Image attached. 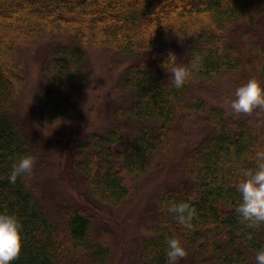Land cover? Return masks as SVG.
<instances>
[{
  "label": "trees",
  "instance_id": "16d2710c",
  "mask_svg": "<svg viewBox=\"0 0 264 264\" xmlns=\"http://www.w3.org/2000/svg\"><path fill=\"white\" fill-rule=\"evenodd\" d=\"M171 42L185 47L183 66L200 58L181 88L172 68L143 60ZM104 50L127 65L116 88L83 107L90 65ZM25 52L39 82L24 108ZM251 78L264 82V0H0V212L15 214L23 234L12 264H117L127 231L114 214L153 177L162 181L139 220L133 262L166 264L177 238L187 250L177 264H257L264 225L249 226L236 208L242 170L264 156V107H230ZM81 122L89 133L59 139L55 159L42 129ZM23 156L35 166L11 183ZM56 165L77 198L54 195L56 174L41 179Z\"/></svg>",
  "mask_w": 264,
  "mask_h": 264
},
{
  "label": "rangeland",
  "instance_id": "374dc122",
  "mask_svg": "<svg viewBox=\"0 0 264 264\" xmlns=\"http://www.w3.org/2000/svg\"><path fill=\"white\" fill-rule=\"evenodd\" d=\"M26 53L27 61L29 62L28 68L26 69L28 76H29V84L27 88V92L23 97V100L20 102L21 107H27V100L29 96L36 90L38 87L39 77L37 75V69L33 65V57H30V53ZM46 56V48L43 45L39 51L37 52V63H41V61ZM96 59V65H90V69H93V73L86 84L85 88L82 91L78 98V102L81 103L83 107H92L96 102H98L99 95H105L109 90H112L114 87L116 88L117 84L119 83L120 77H122L123 67L127 65V62L121 63L114 56L111 55L107 50H104L102 53L97 54L94 57ZM142 58V57H141ZM143 60L146 61V67L155 68L156 66H160L158 63H162V68H174L176 66H183L186 61V51L185 47L180 42H171L170 44L166 45L161 50H156L153 53L143 56ZM44 61V60H43ZM42 61V63H43ZM159 61V62H158ZM158 62V63H157ZM252 73H250L251 75ZM250 77V76H249ZM100 108H106V102H102ZM109 111V109H107ZM107 114V113H106ZM109 121L108 116L95 123V127L97 125L103 126L107 124ZM80 127H67L68 129L63 130L58 133H52L50 131H44L42 129V138L44 140L45 145L53 149V154L55 159L58 157L59 152H61L60 143H58L59 139L64 138L65 140L69 139L70 136H76L78 138L86 136L92 125H85L84 122ZM199 127H196L194 131L199 130ZM68 130V134L65 131ZM68 137V138H67ZM47 140V142H46ZM68 142V141H67ZM54 159V160H55ZM61 167L56 165L50 167L48 170L45 171L41 175V179L49 180L51 174H56L54 181L56 183V187H54V195L60 193V191H65L70 197L77 198L76 193H71L68 186L64 184L61 171ZM58 173V175H57ZM61 175V177L59 176ZM162 178L155 179L154 177L148 180L147 182L141 185V188L138 195L135 198L131 199L128 203L126 202L120 208H118L115 212V220L119 223L121 222L122 225H125V231H127L126 241L123 245L122 249L119 250V255L117 256V264H136L134 258V252L139 244L137 227L140 218L143 214L148 210V206L150 204V200L154 192H156V188L161 184ZM173 181V179H172ZM67 189L69 191H67ZM51 193V192H50ZM53 193V192H52Z\"/></svg>",
  "mask_w": 264,
  "mask_h": 264
},
{
  "label": "clouds",
  "instance_id": "9594fccd",
  "mask_svg": "<svg viewBox=\"0 0 264 264\" xmlns=\"http://www.w3.org/2000/svg\"><path fill=\"white\" fill-rule=\"evenodd\" d=\"M200 58L191 62V67L176 66L171 70L170 79L176 88H181L191 78L193 71L199 68ZM231 109L237 113H252L258 107H264V82L251 78L240 84L234 91V98L230 102ZM35 166V158L23 156L13 164L8 177L11 183L18 178L31 173ZM245 179L238 185L241 202L236 211L249 226L264 225V156L257 157L255 169L242 170ZM186 205H180L184 211ZM182 222L183 219H182ZM191 227L190 224L186 225ZM23 246L22 224L12 213L0 212V264H12L21 254ZM187 255L186 248L177 238H170L167 242L166 264H177ZM257 264H264V250L256 255Z\"/></svg>",
  "mask_w": 264,
  "mask_h": 264
}]
</instances>
